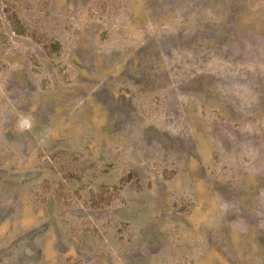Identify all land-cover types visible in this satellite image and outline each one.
Instances as JSON below:
<instances>
[{
	"label": "rangeland",
	"instance_id": "rangeland-1",
	"mask_svg": "<svg viewBox=\"0 0 264 264\" xmlns=\"http://www.w3.org/2000/svg\"><path fill=\"white\" fill-rule=\"evenodd\" d=\"M0 264H264V0H0Z\"/></svg>",
	"mask_w": 264,
	"mask_h": 264
}]
</instances>
